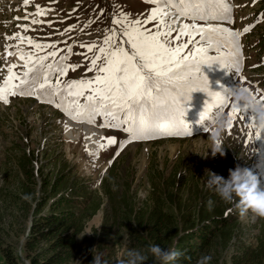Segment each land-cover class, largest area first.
I'll return each instance as SVG.
<instances>
[{
	"label": "rangeland",
	"instance_id": "374dc122",
	"mask_svg": "<svg viewBox=\"0 0 264 264\" xmlns=\"http://www.w3.org/2000/svg\"><path fill=\"white\" fill-rule=\"evenodd\" d=\"M22 2L28 9L22 12L13 10V14L7 15L6 20L0 23V49L4 48L3 51L12 53L17 51V48H24L37 55H47L55 51L56 57H49V62L67 55L66 62L77 63L78 60L86 58L89 65L93 53L98 49L94 47L89 51L88 47L80 44L86 40L103 43L106 27H112L113 13L116 17L125 14L129 18H141L155 7L145 0H27V4ZM225 2L232 10H239L240 19H236L235 25L226 27L233 32L247 22V17L256 12L263 14L261 21L257 20L258 24L253 33L239 42V47L244 49L245 68L242 78L237 82L249 88L261 100L264 97V51L254 45L258 43V37L264 39V0H235L236 5L233 0ZM38 9L42 14H36ZM34 20L37 22L33 23ZM21 37L48 47L37 51L28 44L27 39L21 40ZM93 44L100 46L95 42L91 43ZM69 48L72 50L70 55ZM210 54L213 57H223L222 62L213 60L200 65L197 75L202 74L207 79L209 92L223 94L225 87L221 80H217V71H223L225 68L224 53L222 51ZM16 56L14 55L12 62H8L9 65L14 64ZM258 60L259 67L251 68L250 65ZM97 63L99 64V61ZM5 64L0 53V84L8 75ZM22 70L13 69L17 73ZM75 74L71 69L59 79L64 82L76 80L78 75ZM253 80H256L254 84L248 82ZM52 82L55 83V78ZM72 99L74 97H69V100ZM79 100L85 101L84 97ZM211 101V96L206 92L195 91L186 102H182L184 111L203 112ZM58 102L57 99L56 103L49 104L38 100L36 96L19 95L9 97L7 105L0 102V196L7 195L8 198L17 199L22 194H19V189L26 186L29 188L28 196L33 192L35 204L45 205V211L54 197L69 187L68 181L71 186L79 187L78 192H81L84 186L90 185L92 191L88 197L91 203H98L100 208L92 217L86 219L82 235L91 238L93 230L100 232L105 223L113 234L120 232L119 245L109 249V242L103 246L98 256L96 254L99 264H123L126 245L124 204L137 208L153 198L160 201L166 212L171 208L168 207V201L172 202L171 206L185 202L191 207L200 194L211 191L205 186V169L226 178L228 170L237 164L258 175L260 184L264 187V134L257 138V128H252L245 122L249 113H245V121L240 120L238 116L233 119L230 133L227 128L222 144L225 149L223 157L219 154L215 157L211 155L209 142L206 140L207 132L193 133L190 137L178 139L165 137L145 143L127 142L120 133L115 132L112 138H115L116 143L102 149L98 159L91 153L98 152L100 142L103 144V135L92 132L82 138V130L91 131L93 127L87 129L88 126L84 125L85 129H82V126L76 123L79 119L74 120L70 116L66 120L67 126L65 112L56 107ZM224 115L228 116L227 110ZM101 133H105L106 138L108 132ZM121 140L126 141L122 149L119 144ZM51 194L53 198H47L46 201L44 197H50ZM2 199L0 198V212L3 210L5 214L0 226L5 231L8 230L9 236H5V232L0 230V243H17L16 251L19 253L23 237L22 234H16L19 232L17 224L25 226L26 231L28 228L30 230L31 212L25 219L18 206L12 204V201H1ZM34 207L35 205L32 209ZM225 215L239 224L240 241L235 242V246L241 245L245 248L256 244L257 237L263 236L264 219L252 213L240 217L236 201L228 206ZM10 223L11 231L7 228ZM235 250L233 247L221 253L216 264H231ZM0 264H4L1 253Z\"/></svg>",
	"mask_w": 264,
	"mask_h": 264
},
{
	"label": "snow or ice",
	"instance_id": "6c2138e0",
	"mask_svg": "<svg viewBox=\"0 0 264 264\" xmlns=\"http://www.w3.org/2000/svg\"><path fill=\"white\" fill-rule=\"evenodd\" d=\"M145 2L155 7L141 18H129L125 14L116 17L113 13L112 27H106L102 45L88 47L89 51L94 47L98 49L88 68L95 73L90 79L67 82L59 79L69 67L75 70L76 65L66 63L67 55L49 62V57H56L55 51L40 56L19 48L15 53L6 51L7 55H17L24 63L19 73L13 71L15 64L7 67L8 75L0 84V102L7 105L9 97L17 95L36 96L47 103H56L58 99L56 106L72 119L92 123L96 117H103L105 127L122 130L127 134V142H132L155 135H191L183 119V102L192 92L203 91L212 101L200 114V120L214 122L217 115L227 110L230 133L233 119L238 116L245 121L247 111H234L226 90L223 94L209 92L207 79L202 74L197 75L200 65L213 60L222 62L223 57H213L210 53H221L225 47L229 55L235 57L230 61L232 66L237 72L241 70L240 33L206 26L208 21H230V7L225 0ZM36 14L42 13L38 9ZM24 39L37 51L48 47L21 37ZM71 52L69 48L68 54ZM54 77L55 83L52 82ZM69 97L74 99L69 100ZM80 97L85 99L82 106L78 103ZM260 103L264 104V97ZM245 122L255 128L250 115ZM204 131L207 132V128ZM262 134L264 132L256 129L257 138ZM115 143V138H108L107 144L100 147L106 149ZM125 143L124 140L119 142L121 149Z\"/></svg>",
	"mask_w": 264,
	"mask_h": 264
},
{
	"label": "trees",
	"instance_id": "16d2710c",
	"mask_svg": "<svg viewBox=\"0 0 264 264\" xmlns=\"http://www.w3.org/2000/svg\"><path fill=\"white\" fill-rule=\"evenodd\" d=\"M70 184L68 181L69 187L56 195L45 211V205L35 204L33 192L28 196L26 186L19 189L22 194L17 199L0 196L1 201H12L18 206L25 219L30 212L32 217L27 235L26 227L17 224L19 232L16 234L23 237L19 253L17 243H0L4 264H93L94 257L102 252L105 244L111 242L109 249L119 245L120 232L113 234L107 223L100 232L93 230L91 238L82 235L86 219L92 217L100 206L91 203L88 197L92 191L90 185L78 192L79 187ZM44 198L48 201L47 198H53V195ZM171 203L167 202L171 207L169 212L153 198L137 208L123 205V223L126 225L123 262L127 259V251L135 249L146 257L144 264H158L159 261L148 252L149 246L155 244L179 253L170 264H197L204 256L210 257L205 264H216L221 253L233 247L236 250L231 264H264V234L257 237L256 244L245 248L235 246V242L240 241L239 224L225 215L230 204L222 202L214 192L200 194L191 207L185 202L177 206H171ZM3 212H0V224ZM10 225L7 224V228L11 231ZM0 230L9 236L8 230L2 226Z\"/></svg>",
	"mask_w": 264,
	"mask_h": 264
},
{
	"label": "clouds",
	"instance_id": "9594fccd",
	"mask_svg": "<svg viewBox=\"0 0 264 264\" xmlns=\"http://www.w3.org/2000/svg\"><path fill=\"white\" fill-rule=\"evenodd\" d=\"M231 98L234 111H247L254 118L255 127L264 131V104L253 92L239 84L235 88L225 89ZM231 120L226 115H217L214 122H210L207 128V141L211 155L221 157L225 154L222 144L227 128ZM208 150V152H209ZM205 155V157L208 155ZM238 159V158H237ZM205 186L213 191L225 204L237 202V211L240 217L252 213L256 217L264 219V187L260 184V177L248 168L235 165L228 170L227 177L204 170ZM209 201V205H211ZM100 227V226H99ZM148 252L159 261V264H170L179 253L174 249L162 248L159 245H151ZM127 259L123 264H144L146 257L135 249H129L126 253ZM210 257L204 256L197 264H205ZM93 264H99V259L94 257Z\"/></svg>",
	"mask_w": 264,
	"mask_h": 264
},
{
	"label": "bare ground",
	"instance_id": "6f19581e",
	"mask_svg": "<svg viewBox=\"0 0 264 264\" xmlns=\"http://www.w3.org/2000/svg\"><path fill=\"white\" fill-rule=\"evenodd\" d=\"M23 63L24 61L20 60L18 56L15 57L14 59V64L17 66V65H20V66H23ZM71 117V116H70ZM76 124V123H75ZM78 130V128H77Z\"/></svg>",
	"mask_w": 264,
	"mask_h": 264
},
{
	"label": "water",
	"instance_id": "95a60500",
	"mask_svg": "<svg viewBox=\"0 0 264 264\" xmlns=\"http://www.w3.org/2000/svg\"><path fill=\"white\" fill-rule=\"evenodd\" d=\"M28 232H29V228H28V230L26 231V235H27Z\"/></svg>",
	"mask_w": 264,
	"mask_h": 264
}]
</instances>
